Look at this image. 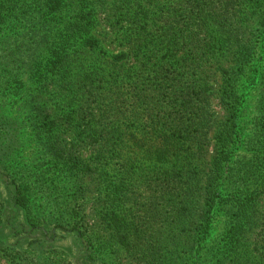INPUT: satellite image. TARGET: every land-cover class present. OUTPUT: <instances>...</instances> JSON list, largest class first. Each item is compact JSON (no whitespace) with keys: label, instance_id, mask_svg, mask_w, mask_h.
<instances>
[{"label":"trees","instance_id":"1","mask_svg":"<svg viewBox=\"0 0 264 264\" xmlns=\"http://www.w3.org/2000/svg\"><path fill=\"white\" fill-rule=\"evenodd\" d=\"M100 13H108L123 47L104 65L88 57L104 50L96 34ZM228 57L231 65L225 66ZM22 69L49 96L47 108L34 112L46 154L71 157L64 144L74 136L76 144L95 146L105 162L98 166L99 228L68 203L55 212L35 207L31 186L9 166L14 138L0 116V188L9 190L26 223L8 225V240L18 239L10 256L16 264H76L75 252L49 243L55 237L73 238L89 264L119 257L139 264H204L202 257L214 251L216 222L224 217V241L233 253L219 264H264V110L256 119L260 134L252 157L236 159L242 79L262 84L264 108V0H0V71L14 82ZM216 77L225 119L216 128L209 171L200 178L194 146L211 124ZM100 78L117 91L115 111L74 109L95 97ZM86 82L90 91L78 87ZM126 92L143 111L125 112L119 98ZM73 162L80 167L85 160L76 156ZM199 183L204 201L193 209L191 189ZM3 208L0 195L4 230Z\"/></svg>","mask_w":264,"mask_h":264},{"label":"rangeland","instance_id":"2","mask_svg":"<svg viewBox=\"0 0 264 264\" xmlns=\"http://www.w3.org/2000/svg\"><path fill=\"white\" fill-rule=\"evenodd\" d=\"M108 13H100L99 25L97 27V37L102 42L104 50L97 53H89L88 57L93 64L95 60L99 64H105V62L111 61L112 57L123 51L117 42V30H114L108 22ZM249 34V33H248ZM247 34V36H248ZM235 50V48H233ZM231 57L223 60L225 66L231 65ZM89 68L90 65H87ZM9 68H18V65H10ZM23 74H20L19 79L15 78L14 82H6L3 75L6 73L0 71V116L6 121L7 129L11 133L10 136L13 139L14 152L13 158L9 163L12 171L19 174L20 180L27 182L31 186L32 205L35 207L46 206L49 211H57L61 204H70V209L74 208L77 212L78 209H82L84 214L87 215V222L89 224L98 226L100 222V181L99 174L100 168L98 167L103 162V157L96 156L94 152L95 146H85L76 144L77 140L74 136L65 137L66 143L65 149L70 152L71 157L67 156L66 159L57 160L51 157L42 149V145H39L38 138L35 134V122L34 112L43 108H47V104L50 103L46 94H40L36 86H34L25 75V69H22ZM249 71V69H248ZM251 72L248 73L251 76ZM103 78L96 79L98 88L95 97L89 98L88 103L79 101L74 105L76 110H86L87 112H94L98 114L105 110L115 111V107L112 104H116L118 97L116 90L110 89V86L106 88L103 82ZM245 86V101L240 112L239 121V145L237 150L236 159L242 157H252V144L257 140L260 132L256 126V119L263 114L264 108L261 107V83L252 84V78L242 79ZM262 81V80H261ZM221 80L219 78L213 79L214 94L210 98V113L212 115L210 127L203 130L202 143L195 147V159H197L193 168L195 171L200 172V178L209 171V163L211 155L214 150V136L216 128L225 119V111L220 105L219 98V85ZM88 86L84 91H90L91 85L86 82L84 85L78 87ZM57 92V91H56ZM131 93L126 92V97L119 98V103L124 105L125 112L139 110L143 111L142 107H139L136 98L131 97ZM149 102H155V98H148ZM62 105L65 104L60 102ZM76 156L82 157L85 162L79 167L73 162V158ZM100 161V162H98ZM135 163L137 160H134ZM117 161L114 163L116 164ZM88 164L87 169L84 170V165ZM133 164V162H132ZM45 181V182H44ZM205 185L199 183L192 187L189 202L192 204L193 209L199 208L204 201ZM0 195L3 197V223L4 230L0 226V264H16V260H13L12 255L15 254L14 240H8L6 237L10 233L8 225L26 224L23 220L24 217L20 214V210L12 203L11 194L8 189L0 188ZM69 209V210H70ZM262 220H264V201L261 207ZM69 218V217H68ZM27 230H30L28 228ZM226 218H222L216 222L215 231L213 233V248L212 253H207L205 257H202L199 263L204 261V264H219V261L223 258L228 259L233 253L231 249L225 244L226 237ZM33 234L30 238L36 239L39 236ZM40 234V233H39ZM60 234V233H59ZM41 235V234H40ZM51 238V236H50ZM3 242V246L1 245ZM51 244L56 245V250L61 252L72 251L73 260L76 264H89L84 260V253L80 251V247L77 243H74L73 238L69 237H55L53 241H49ZM211 244V245H212ZM223 247V248H222ZM215 248H222L217 251ZM69 253V252H68ZM71 253V254H72ZM10 257V258H9ZM118 260H106L107 264H139L137 261L129 260L125 257L116 258ZM83 260V261H82Z\"/></svg>","mask_w":264,"mask_h":264}]
</instances>
